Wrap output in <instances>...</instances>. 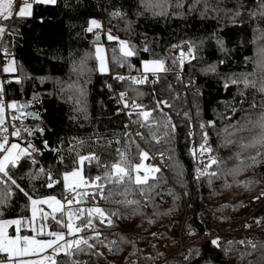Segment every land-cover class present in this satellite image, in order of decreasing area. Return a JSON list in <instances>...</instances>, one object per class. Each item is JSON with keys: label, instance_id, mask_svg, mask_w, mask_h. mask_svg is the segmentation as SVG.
<instances>
[{"label": "trees", "instance_id": "16d2710c", "mask_svg": "<svg viewBox=\"0 0 264 264\" xmlns=\"http://www.w3.org/2000/svg\"><path fill=\"white\" fill-rule=\"evenodd\" d=\"M155 2L56 0L40 4L33 0L31 16H13L10 24V18L0 19L4 28L0 64L3 76L9 78L7 97L17 105L27 101L32 108L38 106L35 113L40 115L37 119L26 116L23 109L15 110L11 129L0 133L35 149L30 148L31 157H21L15 167L9 165V175L34 200L55 196L62 201L65 173L77 168L79 156L95 154L99 161H86L82 167L90 186L76 192L96 193V198L100 196L96 184L104 185L105 195L109 190L127 189L124 195L103 199L105 213H116L108 228L95 222L111 229L105 241L93 247L81 243L57 264H105L106 260L151 264L172 253L173 264H264V143L259 142L264 136L260 127L264 92L259 91L264 71L258 67V51L264 48V9L260 0H159L162 7H152ZM178 2L181 7L176 6ZM161 11L166 14H158ZM92 19L102 25L94 29L95 35L87 31ZM104 28L118 40H108L107 32L103 36ZM97 36L100 42L94 40ZM120 41L128 42L135 55L124 56ZM185 41L193 57L181 67L174 49ZM100 43L107 54L105 72L98 68L96 46ZM146 60H163L169 71L148 72L149 82L134 84V72L137 78L145 76L140 73ZM7 63L14 71L4 70ZM245 78L255 81L256 87H245ZM121 93H126L129 105L134 101L146 110L156 109L159 100L167 101L169 106H160L167 117L152 111L150 127H142L140 109L123 110L124 103L118 105ZM167 118L174 129L162 126ZM17 130L20 135L13 136ZM202 144L211 152L201 155ZM149 150L166 158L159 162L158 173H150L147 185L116 186L105 179L120 153L136 165L142 160L140 152ZM197 156L220 161L207 168L215 176L197 179ZM145 160L156 164L151 156ZM49 173L56 182L53 187H48ZM98 176L100 181H96ZM28 196L10 182L0 183V219L29 217ZM128 200L139 203L128 204ZM53 216L61 220L48 213L47 230L54 232L55 227L64 234L63 222L56 223ZM125 216L129 221L121 223L119 218ZM243 222L257 239L255 247L239 255L242 237L237 230ZM229 228L234 232L231 237L222 233ZM179 234L188 245L184 250H178Z\"/></svg>", "mask_w": 264, "mask_h": 264}, {"label": "snow or ice", "instance_id": "6c2138e0", "mask_svg": "<svg viewBox=\"0 0 264 264\" xmlns=\"http://www.w3.org/2000/svg\"><path fill=\"white\" fill-rule=\"evenodd\" d=\"M196 3H200V0H195ZM34 3H40V4H55L56 0H34ZM14 4V0H0V19H9L12 15L11 9ZM32 3H29L28 0H25L24 5L19 8V11L16 13V15L20 17H26L31 16V9H32ZM152 7H162L159 3V0H156L155 3L151 5ZM177 7H181L182 5L178 2ZM260 7L264 9V0H260ZM158 14L164 15L166 12L161 11ZM113 16H122V13L120 12H113ZM239 15V13H237ZM255 15V13H253ZM261 15H264V12L261 13ZM102 25L100 22H98L95 19H92L89 21V27L87 28L88 32H93L94 29H101ZM4 28L0 26V34H3ZM99 36H97V39ZM108 40H118V37H114L111 35V33H108L107 35ZM121 51L124 56L130 57L135 55L134 49L128 44L126 41H120ZM145 51H148L147 48L144 49ZM103 48L97 47L96 48V56L97 59L100 61V71L105 72L107 71L105 60L103 57ZM191 51V49H190ZM258 55L261 57V62L258 64V67L260 70L264 71V48L259 49ZM184 56L185 53L181 51L180 58H179V64L182 67L184 63ZM175 63V61H174ZM143 69L145 73L151 72V73H160V72H167L169 69L165 67V62L163 60H155L151 62H144ZM5 71H14V68H6ZM117 79H125L124 77H117ZM132 82L134 84H144L149 82L148 77L145 75L143 78H137L132 77ZM155 82V81H153ZM238 81L233 80L232 83H237ZM243 83L245 87H256L255 81H249L247 78L243 80ZM227 87V85H225ZM259 91L264 92V80L261 81V86L259 88ZM120 99L124 103V107H131L132 109H140V111L137 113L138 116H140L144 123L141 125L142 127H150L151 119H152V111L159 110L162 115L167 117L166 113H163L161 105L169 106L167 104V101L159 100L156 102V109L153 110H146L144 109L143 105L137 104L134 101L131 105H129L128 100L126 99V93L120 94ZM8 108L11 109H22L23 105H17V104H9L7 105ZM255 107V105H253ZM4 112H5V105L3 104L2 100H0V133L7 132V127L4 126ZM131 115V113H130ZM261 124L260 127L264 129V113H261ZM156 124H160L159 121H155ZM165 128L172 127L174 129V125H171L170 118H167L165 122L162 125ZM203 127V125L201 126ZM40 131H43L42 129ZM31 134V133H29ZM13 136H19L20 132L19 130L14 131L12 133ZM137 135H141L140 133H137ZM167 135V133H165ZM153 139L157 143L160 142L159 138L156 136L155 132L152 133ZM207 140V136L205 134V143ZM261 143H264V136L261 137L260 141ZM7 144V137H3V142H0V152H6L7 154L3 156V158H0V183H6L10 182L11 185L15 186L17 189H19L20 192H23L25 196H28L27 192H24L23 188H20L18 184H16V181L12 179V177L9 175L8 166L11 165L12 167H15L21 157H31L32 151H35L34 148H32L31 145L28 146V148H20L17 144H12L10 148H6L5 145ZM47 141H45V147H47ZM32 149V151H29V149ZM201 148V155L206 152H211L210 148H206L204 144L200 146ZM13 149H17L15 153H13ZM149 154L147 152H140L141 159H147ZM255 159V158H253ZM99 161V158L93 154L90 156H79L76 164L77 168L73 170L71 173H65L64 175V182H65V189L68 192H75V196H73L72 199L65 198V203H62L61 200L57 199L55 196L49 197L46 200H34L30 196H28L29 200L31 201L32 205L37 204H48L50 207H53L54 212L61 213V216L64 215L65 212V204L68 206H71L74 202L79 203L80 201L77 200V197L83 198L86 196L91 195L93 198H95L96 193H88V192H76V189L83 187L90 186V182L85 180L81 176L80 169L84 166L85 162H91V161ZM33 163H35V160H33ZM220 161H218L215 157L209 158V163L206 165V168H210L212 165H218ZM142 167V164L132 165L128 159L125 153H120V159L119 162H115L110 166V170L106 173L105 179L108 181V183L114 184L116 186L125 185L126 183H134L138 186L147 185L148 181L150 179L149 175L141 176L139 174V171ZM41 172H44V169H40ZM160 171L159 168H152L150 169V172L158 173ZM136 173L135 176H133V173ZM197 179H199L202 175H212L215 176L216 172L208 173L204 170L197 169ZM70 178H73L72 181H70ZM152 179H155L156 177L153 175L151 177ZM101 177H96V181H100ZM55 181H52L51 179V173H49V184L48 187H53ZM98 189V192L102 199H108L110 196L114 194L118 195H124L127 189L125 188L124 192L114 193L112 190H109L108 194H104V185L103 184H96L95 185ZM151 187V185H149ZM141 194H144L143 188H141ZM117 203H123L122 201H116ZM128 204H137L138 201L135 200H128ZM78 215L77 219H83L84 213L87 212V223L84 224L83 227H76L73 228V224L71 223L72 217L74 213L71 208L69 207L67 210V223H63L62 226L66 227L68 230V234L72 235L77 232H81L87 228H92L93 231L96 232V236L92 237V239H97L100 235L98 231H96L95 226L93 224V219L99 220L100 223H104L105 220H107V224L109 226L112 225V220L110 218L109 214L105 213V210L100 207H93L89 209H78ZM36 209L33 208V218H35ZM116 213H112L111 215H115ZM44 218H47L48 213H42ZM53 219L56 220V217L53 216ZM56 223L61 224V220H56ZM11 225L16 226V232L17 235L9 236L7 234V228ZM23 225V221L20 219L15 220H0V253L5 254V259L0 260V264H45L46 261L50 262V264H57V261L52 256H42L40 260H22L19 259L20 257H26L30 255H36L39 253H42L46 251L47 249L51 248L53 250L54 254H58L61 249H67L68 251L65 252L66 255L71 253V249L73 247L79 248L80 244H88L87 239H78L72 242H68L65 240L64 234L62 233H56V232H49L48 235L54 236V240H48V241H40L33 237L29 236H21L19 235L20 229ZM42 231V230H41ZM64 241V244H60V241ZM211 243L214 246L219 247V241L218 240H212ZM240 243H243L241 241ZM89 247H92V245H89ZM255 247V245H253Z\"/></svg>", "mask_w": 264, "mask_h": 264}, {"label": "built area", "instance_id": "2783aa9c", "mask_svg": "<svg viewBox=\"0 0 264 264\" xmlns=\"http://www.w3.org/2000/svg\"><path fill=\"white\" fill-rule=\"evenodd\" d=\"M21 0H15L14 1V4L12 6V9H11V12H12V15L9 19V22L8 24H10V21L13 19V16L15 15V12L17 10V7L18 5H20ZM29 1H33V0H29ZM108 33H111L112 36H114V33L111 32V31H106V29L104 28V30H102V35L105 36V34ZM93 35L96 34V31H93L91 32ZM191 47L189 45V43L187 41L185 42H182L180 43L179 45H177L174 49V52H175V55L180 58V54H181V51H183L185 53V56H184V63L186 62L187 59H190L193 57V52L190 51ZM6 54V53H4ZM183 63V64H184ZM141 75H146L147 73L145 72H141L140 73ZM134 76L137 77V73L134 72ZM9 83V78L7 77H4L3 76V67L2 65L0 64V100H2L3 104L5 105V115H6V118H5V123H4V126L7 127V129H11V117L14 113V109L13 110H10L7 105H8V102H9V98L7 97V92H6V86H8L7 84ZM118 102V101H117ZM121 100H120V103L118 105L121 104ZM34 103V102H32ZM36 105H37V102H35ZM34 103V104H35ZM30 107V106H29ZM120 108H123V110L125 109V107H123V105L120 106ZM30 109L36 111L37 113L39 112V107L36 106V108H32L30 107ZM41 110V109H40ZM42 112H44L45 110H41ZM7 137V142H11V141H14V137L12 138V136H6ZM0 139L3 141V137L1 136ZM6 148H8V145L6 146ZM149 154V156H151V159L154 161L155 166L156 168L159 166V162L163 159V158H166V156L164 155V153H152L151 150L149 151H145ZM5 152H2L0 154V158L2 156V154H4ZM197 160H195V169H201V170H204L207 172V168H206V165L209 163V159H206V158H199V156H197ZM73 196H75V192H68L66 191L65 192V198H68V199H72ZM65 198L63 201V203H65ZM77 200L80 201V197H77L76 198ZM104 202H103V199L100 197V196H97L95 199L91 200V201H87L85 200V198L83 200H81L79 203H76L74 202L71 206H68L65 204V210L66 208H72L74 213H76V217L78 215V209H89V208H93V207H100V208H103L104 207ZM65 213V212H64ZM85 216H87V212L84 213ZM112 216V215H111ZM110 216L111 220H112V217ZM123 219L127 221H129V217H120L119 220L120 222L122 223L123 222ZM78 227H83L84 224L87 223V220L85 221H81L78 219ZM99 220L97 219H93V224L95 226V229L96 231H98L100 233L99 237L97 239H92V237H95L96 236V232L92 230V228H87L81 232H77L76 234H72V235H69L68 234V231L66 229V227H64V237H65V240L68 241V242H72V241H75V240H78V239H87L88 240V244H86L88 247L89 245H92V247L94 245H96V242H99V243H102L105 241V238H106V233L111 231L110 230H107V229H104V227H99L95 222H98ZM65 223V222H64ZM107 228H108V224H107V220H105V222L103 223ZM98 226V227H97ZM248 230H250V225L247 223V222H243L242 225L239 227V229L237 230V232H240L241 234V237H242V240L243 243H242V246H241V249H240V253L239 255H241L242 253H247L251 247H253V245H255V242H256V239L257 237H255L254 235L248 233ZM222 233H228V236L231 237L233 236L234 232H232L231 229H227L226 231H223ZM212 236H209L208 238H211ZM176 240H178V244L180 243L182 245H184L185 248H181V246L178 245V250H184L188 247L187 243L182 240L180 234L176 237ZM60 244H64V241H60ZM151 250L155 252V248L154 246L151 247ZM67 251V249H65V251L63 252H59L58 254H54L55 255V258L56 260L58 261L59 258L63 257L65 254V252ZM172 254H167V255H163V256H160L158 257L156 260H153V262L151 264H173V257L171 256ZM5 259V254L3 253H0V260H3ZM105 264H112V262L110 260H106ZM125 264H134L132 260H127V262Z\"/></svg>", "mask_w": 264, "mask_h": 264}, {"label": "rangeland", "instance_id": "374dc122", "mask_svg": "<svg viewBox=\"0 0 264 264\" xmlns=\"http://www.w3.org/2000/svg\"><path fill=\"white\" fill-rule=\"evenodd\" d=\"M23 1V0H22ZM24 2H25V0H24ZM21 3V2H20ZM29 3H31V2H29ZM97 47H101V48H103V57H104V60H105V65H106V68H108V64H107V57H106V51H105V47L100 43V44H97V46H96V48ZM145 62H151V61H148V60H146ZM144 64V63H143ZM6 68H12L11 66H9V64L7 63L6 65H4V70L6 69ZM98 68H100V61L98 60ZM144 71V70H143ZM16 104L15 103V101H12V100H9V102H8V105L9 104ZM10 110H13V109H11V108H9ZM5 113L6 112H4V120H5V118H6V115H5ZM12 144H17V145H19V147L20 148H26L23 144H21L20 142H18V141H16L15 139H14V141H11V142H7V144L5 145V147L8 145V148H10L11 147V145ZM13 151V153H15L16 151H17V149H13L12 150ZM7 153L5 152L4 154H2V156H1V158H3V156H5ZM137 164H142V167H141V169H140V171H139V174L141 175V176H144V175H149L150 176V169H152V168H154L155 166H153L151 163L149 164V163H147V160H145V159H143V160H141V162H137L136 163V165ZM80 171H81V176L84 178L85 176H84V173H83V169L81 168L80 169ZM72 171H69V173H71ZM136 174V173H135ZM85 179V178H84ZM73 180V178H70V181H72ZM63 183H64V186H65V182H64V178H63ZM49 197H52V196H47V197H43V198H41L40 200H46V199H48ZM57 199H59L60 200V198H58L57 197ZM62 203H63V201H61ZM31 205H32V203H31ZM33 208H35L36 209V214H35V218H33ZM67 210H68V208H66V210H65V217L67 218ZM71 210L73 211V209L71 208ZM74 212V211H73ZM42 213H57V212H54L53 211V207H50L48 204H37V205H32V206H30V216L29 217H27V218H25V219H23V218H19L18 216L16 217V218H11V219H0V220H15V219H20L21 221H23V225H22V227H21V229H20V232H19V235H21V236H29V237H33V236H35V238L37 239V240H40V241H48V240H52L53 238L55 239V237L54 236H50V235H48V237H50V238H52V239H50V238H48V237H46L45 236V238H42V237H40L39 235L40 234H43V233H45V231L47 232V234L49 233V232H52V231H48L47 230V228H46V226L47 225H49V223H47V221H48V219H46V218H44L43 217V215H42ZM56 216H58V217H60L59 219H61V221L63 222V218L64 217H62L61 215H59V214H56ZM76 217L73 215V217H72V220H71V223L73 224V221H74V219H75ZM66 221L68 222V219H66ZM64 223V222H63ZM73 228H75V226H74V224H73ZM67 229V228H66ZM230 229V228H229ZM30 230H32V232H33V234H31V235H29L28 233H29V231ZM42 230V231H41ZM7 234L9 235V236H15V235H17V232H16V226L15 225H11V226H9L8 228H7ZM53 231L54 232H56V233H58V231H60L59 229H57L56 230V228L54 227L53 228ZM68 231V230H67ZM62 232V234H63V231H60V233ZM212 237H215L214 235H212ZM211 237V238H212ZM53 239V240H54ZM205 239V238H204ZM207 239V238H206ZM205 239V240H206ZM179 246H181V248H185L184 247V245H183V243H182V245L179 243L178 244ZM65 250V249H64ZM61 252H63V251H61ZM54 253H53V250L51 249V248H49L48 250H47V252H46V254H43V252L42 253H39V254H36V255H33V257H32V260L33 261H36V260H40L41 259V257L42 256H52V257H55V255H53ZM173 254V253H172ZM55 259V258H54ZM45 264H50V262H48V261H46L45 262Z\"/></svg>", "mask_w": 264, "mask_h": 264}, {"label": "crops", "instance_id": "0c3cea01", "mask_svg": "<svg viewBox=\"0 0 264 264\" xmlns=\"http://www.w3.org/2000/svg\"><path fill=\"white\" fill-rule=\"evenodd\" d=\"M20 2H21V3H19L20 5H18L17 10H16V12H15V15H14L15 17H19L18 15H16V13L19 11V8L22 7V6L24 5V0H23V1L21 0ZM28 2H32V1H29V0H28ZM107 69H108V68H107ZM58 213H59V212H57V213H55V214L53 213V214L56 215V214H58ZM74 216L76 217L75 214H74ZM62 217H64V218H63V222L67 223V221H66L67 218L65 217V213H64V215H63ZM78 222H79V221H78V219H77V217H76V218L74 219V221H73V224H74L75 228L78 227ZM28 234H29V235L33 234L32 230H30ZM74 234H76V233H74ZM46 235H47V232L45 231V233L40 234L39 236L42 237V238H45ZM46 237H48V236H46ZM48 238H50V237H48ZM50 239H52V238H50ZM53 239H54V238H53ZM53 239H52V240H53ZM47 250H48V249H47ZM47 250L44 251L43 254H46ZM61 251H65V250H64V249H61L60 252H61ZM53 255H54V254H53ZM32 257H33V255H30V256H26V257H20L19 259H22V260H32ZM53 258H55V257H53ZM55 260H56V258H55ZM56 261H57V260H56Z\"/></svg>", "mask_w": 264, "mask_h": 264}, {"label": "water", "instance_id": "95a60500", "mask_svg": "<svg viewBox=\"0 0 264 264\" xmlns=\"http://www.w3.org/2000/svg\"><path fill=\"white\" fill-rule=\"evenodd\" d=\"M94 40L100 42V41H99L100 38L97 39V37H96ZM18 105H23V106H24V107H23V110L26 112V113H25L26 116L28 115L29 117L40 119V115L37 114V113H35V111H33V110L30 109V107H29L27 101L24 102V103H20V104H18ZM81 200H82V198H80V201H81Z\"/></svg>", "mask_w": 264, "mask_h": 264}, {"label": "flooded vegetation", "instance_id": "af4514ba", "mask_svg": "<svg viewBox=\"0 0 264 264\" xmlns=\"http://www.w3.org/2000/svg\"><path fill=\"white\" fill-rule=\"evenodd\" d=\"M23 109V108H22ZM22 109H19L20 111H22ZM24 111V110H23ZM25 112V111H24ZM26 113V112H25Z\"/></svg>", "mask_w": 264, "mask_h": 264}]
</instances>
